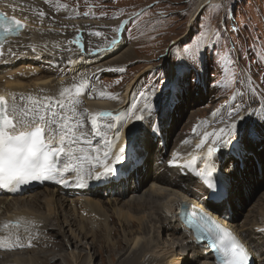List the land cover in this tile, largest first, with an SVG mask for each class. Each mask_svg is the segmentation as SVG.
<instances>
[{
    "label": "bare ground",
    "instance_id": "bare-ground-1",
    "mask_svg": "<svg viewBox=\"0 0 264 264\" xmlns=\"http://www.w3.org/2000/svg\"><path fill=\"white\" fill-rule=\"evenodd\" d=\"M43 1L46 0H41L40 3L36 0H0V5L5 6L8 12L22 19L26 26V29L20 33L18 38L9 41L13 42L12 45L8 46V50L12 49L10 53L13 57L9 61L18 63L15 68L19 72L29 73L31 70H36L42 73L36 79H30L28 82L20 84L8 83L6 87L15 88L18 98L24 97L23 100L19 99L17 101V104L23 107L24 105L31 106L32 101L35 100L43 101L44 97L59 98L61 91L66 88L72 89L74 96L73 86L85 83L87 87L78 98L81 103L77 106V112H83L87 109L86 117L78 118L84 121L81 131L86 132L88 138L93 141L97 136L92 134L88 116L100 112L115 114L129 109L131 103H133H130V100L132 90L136 84L135 79L150 68L147 67L135 77L121 98L113 99L112 94L100 90L95 82L106 71H115V67H112V65L106 66L105 64L109 58L126 46L125 42L117 41V50L113 51L110 48L108 51L104 50L99 56L93 57L97 55V50L89 51L94 48L87 49L88 44L81 42L77 35H73V41L69 40L64 36L66 32L63 33L61 30L64 26L80 27V25L87 22L67 20V15L70 13L66 10L62 0L57 2L58 7L55 14H46L41 8ZM222 2L223 0H200L198 7L188 19L187 27L195 25L197 12L203 9L204 6L221 4ZM80 34L83 38L85 32ZM24 37H26V41H24ZM70 49L74 51L70 55L65 54ZM83 50L91 53L82 55L80 51ZM68 69L71 71L69 77L65 78L68 75ZM176 96L181 97L179 93ZM65 99L67 101L68 97L66 96ZM174 101L175 98L171 97L167 103L170 105L164 106L160 117H158L161 131L153 134L150 129H147L138 136L136 149L142 156L144 154L147 156L143 167L137 169L126 181L120 182L116 187L104 190L93 197V194H86L84 197L75 198L72 201H67L60 197L56 191L50 189H43L42 192L36 191L22 196V198H0V216L26 214L39 219L38 223L25 224V230L29 227L32 228L31 232L34 233L33 236L35 237L31 240V243L35 245V248L31 251L6 255L4 256L5 259H2L3 263L0 264H94L95 257L99 256L101 264H211V258L201 257V254L197 252L198 250L195 251L190 240L185 238L180 224L173 220L175 209L180 202L186 200L192 204H204L201 200H205L206 196L203 198L200 195L201 185L194 184L197 182L192 180L189 182L188 178L185 179L179 175L167 177L166 174L159 173L161 166L158 164L156 165L155 177H151V168L147 169L151 154L154 153L152 158L162 157L161 150L153 147V145L151 146L150 141L153 136L165 132L168 139L173 133L168 131V124L171 120V106L176 105ZM127 103H129L128 106H126ZM232 111L233 109L228 105L222 113H219L214 122L210 115L197 123L195 126L199 125V127H197L196 133L192 131L176 143V149H174L177 150L178 148L176 154L182 156L186 153L198 154L200 151L205 152L207 144L199 150L196 149V145L205 132H212L214 128L224 127L225 124L220 123V120L227 121V114ZM109 120L111 119L107 118L105 122L100 123L101 127L108 123H115ZM98 121H101V119H98ZM203 123H207V126ZM227 123H231V121H227ZM249 126L255 130L252 132V136L253 134L255 136L254 142L260 144L264 132L259 130L257 125L250 123ZM105 131L108 137L111 138L113 131L107 129ZM57 139L59 138L57 137ZM185 140H188L189 143H182ZM210 140L211 138L209 143ZM97 142L100 144L97 148L102 152L105 145L101 136L98 137ZM123 144L124 135L123 130H121L119 141L115 145L116 150L118 151ZM263 144L264 142L257 146L251 142L247 143V150L245 151L247 155L242 157V166L244 165L248 169L247 165L252 158L258 160L259 156L256 154V149ZM92 155H95V153H92ZM248 155L251 157L249 158ZM225 159L229 161L228 164L232 163L229 155ZM151 162H153V159ZM224 172L227 173L226 178L229 184L228 202L231 213L230 218H232V222L227 224L237 234L244 236V240L254 246L251 249L252 256L256 255L253 259L256 262H261L264 260V242L261 241L262 239L257 238L253 228L256 223L264 220V193L259 197L257 203L248 209L242 222L235 223V220L244 209L246 199L254 194L253 192L248 196L252 185L254 187L256 185L254 182L252 184L249 182L252 179L244 176L237 164L234 168L228 165L227 170H224ZM148 180L152 183L142 190ZM242 184L246 188L244 196L240 188ZM103 193L108 194L107 200L101 199ZM127 194L130 196L123 199ZM109 204L110 206L107 207L106 205ZM48 210L51 211V214H48ZM84 211L87 213H84ZM83 214L85 217H83ZM88 214H94L96 215L94 219L98 217L100 220L86 218ZM109 220L112 221V224L109 223ZM73 227H76V229L73 230ZM115 227H120L121 230H117L118 228L115 229ZM67 228L69 229L67 230ZM67 233L70 235L67 236ZM111 234L115 237V240H111ZM59 236L62 237L61 241L56 240V237ZM71 246H74V249H70ZM103 255H106L105 259ZM262 264H264V261Z\"/></svg>",
    "mask_w": 264,
    "mask_h": 264
},
{
    "label": "snow or ice",
    "instance_id": "snow-or-ice-1",
    "mask_svg": "<svg viewBox=\"0 0 264 264\" xmlns=\"http://www.w3.org/2000/svg\"><path fill=\"white\" fill-rule=\"evenodd\" d=\"M222 8L223 4L208 6V10L216 12ZM143 14L144 11L135 15L140 17ZM22 27L19 20L0 12V48H3L6 36L18 35ZM221 36V30L210 24H202L199 37L192 46H184L183 54L174 56L172 67L165 71L160 80L154 82L147 91L138 93L144 101L142 107H138L139 102L134 101L129 109L120 113L100 112L89 115L92 134L101 136L105 145L102 152L92 144L88 134L81 131L84 121L78 117L86 116L87 109L78 113L77 106L81 103L78 98L87 87L85 83L73 86L74 96L72 89L66 88L61 91L59 98L44 97L43 101H32L31 106L21 107L15 96L11 103L4 96H0V188L15 191L19 186L34 181H53L67 186L69 179L66 173H75L78 187H84L86 179L112 182L122 170H127L138 162L136 141L139 134L147 129L153 134L161 131L159 123H153V117L163 111L162 107L155 104V100L159 93L160 99L166 105L170 93L163 91L160 82L167 77L166 84L177 81L183 86L189 83L188 73L183 69L191 70L202 65L205 52L211 51L214 56L213 63L221 69L222 74L214 86L225 91L236 86L231 99L239 100V105L234 106V112L227 114V121L231 123L221 119L220 123L225 124L224 127L204 133L196 145L199 150L207 144L203 157L190 154V161L176 166L195 172L205 187L209 201L222 199L228 194L222 179L223 170L228 166L225 157L232 152L247 150V143L251 141L253 132L250 123H255L264 132V45L257 47L254 41L251 46L258 67L256 75L253 76L252 67L240 66L239 59L233 56L230 48L220 51L218 45ZM112 43L116 44L117 41L113 40ZM252 63L249 59L248 65ZM19 99L23 100L24 97ZM227 106L226 104L224 107ZM219 113L220 110H217L211 114L213 122ZM233 116L238 119H233ZM103 118H109L115 123L101 127L98 119ZM197 127L199 125L193 127V133L197 132ZM105 129H114L111 138ZM121 130L124 144L117 151L115 145L119 141ZM53 141L56 143L53 144ZM81 143L86 147H81ZM77 153L80 155H76ZM200 164L203 167H199ZM85 165L88 166L87 170ZM173 165L175 156L170 161V166ZM192 215L197 214L194 211ZM3 226L6 227L7 223ZM197 231L209 233L210 246L221 253V264H250V254L244 245L233 232L217 223L211 216L200 213Z\"/></svg>",
    "mask_w": 264,
    "mask_h": 264
},
{
    "label": "rangeland",
    "instance_id": "rangeland-1",
    "mask_svg": "<svg viewBox=\"0 0 264 264\" xmlns=\"http://www.w3.org/2000/svg\"><path fill=\"white\" fill-rule=\"evenodd\" d=\"M36 1L39 3L41 2V0ZM59 1L61 0L43 1L42 3L44 5L41 4V8L46 14H55L58 7L57 2ZM86 1L87 0H62L66 10L70 13L67 15V20L73 21V19L68 18L80 17V9L83 7L76 6L85 3ZM199 2L200 0H101V5L98 6V9H107L104 12L106 14L102 15V18H111L114 15L115 17L113 20H100V12L89 14L90 9L88 6H85L82 13L84 18L80 17L77 21L92 23H85L80 25V27L73 26V28L70 27L71 25L64 26L61 30L63 33L66 32L64 36L72 41L74 36L77 35V38H79L81 42L88 44L87 49L94 48L89 51L97 50L99 52H97V55L112 47L114 45L112 43L113 40L118 41L124 38L128 39L129 43H125L126 46H124L120 52L109 58L105 64L106 66L112 65V67H115V71H106L97 79H100L101 83L97 84V81L95 83L100 90L112 94L113 99L121 98L128 85L135 79V77L142 73L147 67L150 68L135 79L136 84L132 90L133 97L136 89L134 99L132 101L131 97L130 103L138 101V107H140L143 106L142 104L144 101L138 96V93L140 91H147L154 82L160 80V77L164 75L165 71L172 67L174 56L183 54L182 48L184 46H192L193 42L199 37L202 24H210L212 27L221 30L222 36L218 45L220 51H224L225 48H230L233 56L239 59L240 66H250L252 68L257 67L255 63V53L251 50V46L254 41L257 47L264 45V0H223L221 4L224 5V8L219 12L208 10L209 5L204 6L203 9L197 12L195 25L187 27L188 19L198 7ZM67 4L74 8H70ZM142 11H144L145 14L136 17L135 14L141 13ZM89 15H93L94 20L88 19ZM93 22L97 23L93 24ZM83 32H85V34H83V38H81L82 35L80 33ZM96 33H100V35H96ZM138 33L139 37H137ZM257 37L258 39H256ZM73 51V49H70L65 54L70 55ZM80 53L85 55L91 52L83 50L80 51ZM213 59L214 56L211 51L205 52L204 63L202 65L191 70L188 68L183 69L184 72L188 73L189 82L193 81V84L191 87L187 83V85H189L187 88L189 94L186 98L183 97L184 105L181 102V104L176 103V105L171 106V120L170 124H168V131L173 132L170 137H172L177 131L173 136H177L174 140V147L177 142L192 133V128L197 123L207 118L203 117V115H208L216 109L220 110L222 113L225 109V105L223 106L222 103H226L227 100H232L231 97L236 86L230 87L226 91L214 86V83L220 80L222 74L221 69L213 63ZM249 59L253 61L251 65H248ZM204 77H207L208 84L204 89L205 92L203 95H198V93H196L198 90L193 91V87H195L194 85H196L197 82L199 83ZM167 79L168 78L165 77V80H162L160 83L163 91L165 93H170V100L176 93L174 95L171 94L169 86L165 83ZM177 85L181 84L177 81L170 83V87H177ZM178 93L179 95L181 94V92ZM205 93L209 96L214 95L217 100L210 104L207 102L208 98ZM216 102H220L218 103L219 108H215ZM128 104L129 103H127L126 106H128ZM155 104L163 109L164 106H166L160 99L159 93L155 100ZM231 104L232 107L235 108V105H239V100H233ZM160 114L161 112L158 115H155L156 118L155 116L153 117V123L159 122L158 117H160ZM106 119L107 118L101 119V121H98V124L105 122ZM235 119H238V117H235ZM185 120L187 121L181 126L179 132L178 126L180 127ZM109 121L112 122V120ZM206 124L207 123H203V125L207 126ZM211 125L213 126V124ZM252 141L254 142L255 139ZM252 141L250 142L253 144ZM150 143L151 146L153 145V147H156L152 140ZM153 154H151V159L147 163V169L151 168L152 170L150 172L151 177H155V171H153L155 167L152 168L151 160L153 159V163H157V158H152ZM258 156V160L255 159L261 167L260 171L264 178V155ZM251 161L247 165L248 169H246L244 165L242 171L239 166L238 168L244 176L253 180L256 174L258 176V173L256 169L252 167L253 165H251ZM228 165L230 166L231 164ZM254 172H256V174ZM150 182L151 181H148V183ZM261 186H263V189L257 197L255 204L259 197L264 193V182L261 183ZM240 188L243 194L244 185L242 184ZM40 191L42 192L43 190ZM128 196L130 195L128 194ZM106 206L109 207L110 204ZM48 214H51V211L48 210ZM109 223L112 224V221L109 220ZM117 228L115 227V229L121 230L120 227ZM68 229L69 228H67V230ZM72 229L74 230L76 227H73ZM69 235L70 234L67 233V236ZM110 238L113 240L115 237L111 234ZM56 240L61 241L62 237H56ZM70 249H74V246H71ZM63 250L65 251L64 247ZM104 257H106V255H103V258ZM93 263L101 264L100 256L95 257Z\"/></svg>",
    "mask_w": 264,
    "mask_h": 264
}]
</instances>
